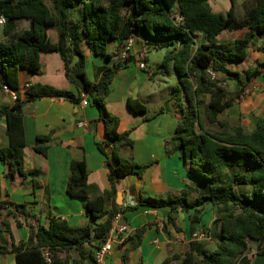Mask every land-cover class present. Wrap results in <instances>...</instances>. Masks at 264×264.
Returning <instances> with one entry per match:
<instances>
[{
    "label": "trees",
    "instance_id": "16d2710c",
    "mask_svg": "<svg viewBox=\"0 0 264 264\" xmlns=\"http://www.w3.org/2000/svg\"><path fill=\"white\" fill-rule=\"evenodd\" d=\"M211 0H0V17L5 23L28 21L26 29L0 40V74L2 89L6 87L16 95L13 104L5 108L1 116L5 122L8 146L0 148V167L5 166V178L13 180L23 172L24 132L22 107L42 98H62L79 102L81 94H87L99 113L104 128V140L97 149L104 157L110 190L100 193L88 184L87 169L83 161L69 166L65 192L70 198L85 200V210L91 221L102 217L95 226L71 227L64 220L51 217L48 226L34 225L28 241L12 247L15 264H69L67 254L75 252L72 264H98L95 252L104 244L112 226L113 215L122 209L114 205L105 211L106 200L115 195V184L129 175H140L145 167L120 157L119 151L130 147L128 133H118L119 119L105 109L104 98L109 85L121 67L103 68L96 82L86 76V58L82 52L85 44L95 57L110 61V43L122 45L134 31L158 41H178L164 56L172 62L178 78L172 97L177 102L183 98L185 107L180 109L174 138L179 141L180 152L188 173L199 181V194L166 198H142L139 206L154 209L168 208L170 212H200L210 206L219 224L218 243L205 250L201 243L189 242L180 264H252L247 254L252 247L256 256H264V117L259 119L251 132L239 125L230 126L219 116L240 98L244 83L238 72L228 64H237L246 57L249 42L255 36L264 35V0H252L241 16L234 10L235 0L224 13H214ZM176 8L182 17V26L172 23ZM246 29L241 39L223 43L219 40L225 32ZM56 30L57 42H51L49 31ZM202 34L203 43L196 41ZM177 43V42H176ZM264 51V48L262 49ZM57 53L65 66V77L76 95L57 90L49 85L33 84L17 96L19 75H35L41 68L42 56ZM264 68V63L258 64ZM221 75L238 84V90L230 94L209 74ZM259 74L258 69L245 73V79ZM208 97V101L204 99ZM128 108L144 114L145 107L136 100L128 101ZM215 125L220 132L209 133L204 124ZM48 139L42 137L33 145L35 152L44 154L41 147ZM105 146L111 153H105ZM137 205V206H138ZM8 203L0 201V217ZM136 206V207H137ZM135 207V208H136ZM24 214L16 206L6 214ZM171 220V219H170ZM145 232L140 228L134 233L131 247H137ZM62 257V258H61ZM179 259L172 255L160 264H170Z\"/></svg>",
    "mask_w": 264,
    "mask_h": 264
},
{
    "label": "crops",
    "instance_id": "0c3cea01",
    "mask_svg": "<svg viewBox=\"0 0 264 264\" xmlns=\"http://www.w3.org/2000/svg\"><path fill=\"white\" fill-rule=\"evenodd\" d=\"M251 1L235 0L236 15L241 16ZM209 5L212 12L222 14L230 7L229 0H211ZM173 12L178 11L174 8ZM17 22L0 24V40H6L11 34L20 32L16 29ZM22 22L24 30L28 21ZM247 32L246 29L225 32L219 40L230 43L243 38ZM132 35L135 39L133 54L137 50L146 52L147 43L154 46H167L171 43L149 39L140 31H134ZM49 36L51 42H57L56 30L49 31ZM196 41L203 43V35L198 34ZM173 42L179 44L176 40ZM122 47L117 40L110 43L107 50L113 54ZM81 48H84L83 44ZM263 48L264 35L255 36L249 42L245 59L237 64H228L231 70L241 75L244 83L242 91L247 90V95L238 99L218 117L219 120H227L233 116L237 121L235 125H239L247 133L264 117V68L257 67L264 63ZM84 56L86 76L91 82L98 80L103 68L113 66L111 61L95 57L89 49L84 52ZM119 67L121 68L112 79L105 95V109L119 119L118 133H128L132 141L130 147L119 151L120 157L145 169L140 175L129 174L118 180L115 184V195L106 200L104 210L110 211L114 205L122 209V205L130 199L138 205L142 198L175 197L183 193L190 198L198 196L199 181L188 173L179 141L174 138L180 119L179 105L184 108L185 102L181 101L183 99L180 102L173 99L172 91L168 93L164 85L158 84L155 78L159 75L148 72L146 65L145 69L140 70L137 63L129 58ZM256 68L259 74L245 79V73ZM223 78L229 85L227 91L230 94L235 93L239 88L237 82L224 76ZM159 82L164 83L160 79ZM36 83L76 95L75 89L65 77V66L61 57L54 52L42 56L41 68L37 74L19 75L17 96L20 100L24 99L26 86ZM86 99L85 106L81 104L80 96L79 102L62 98H42L22 107L25 144L22 167L27 175H15L13 180H8L5 178V166L0 167V201L8 203L0 217V264H15L12 247L25 244L35 224L46 228L51 217L64 220L71 227L95 226L104 220L102 217L91 221L85 210V200L70 198L65 192L69 166L74 161L85 163L88 184L95 186L100 193L110 190L104 157L97 149V144L104 140L103 124L98 120V110L87 94ZM129 100L143 104L145 113L137 114L128 108ZM13 102L11 94L2 89L0 74V148L8 146L1 113ZM42 137L48 139L41 145L45 149L44 154L33 150L36 140ZM105 153L110 155V147L105 146ZM16 206L21 207L24 214H6L8 211L13 212ZM122 213V218L130 225L132 233L127 239L114 245L111 252L103 256L100 264H160L163 259L172 255L179 256V259L170 264H180L186 246L191 242V234L202 229L210 231V239L201 243L205 250L214 248H209L213 243L212 236L215 244L218 243L219 224L215 221L216 216L210 206H205L200 212L190 210L185 213L138 205L133 209H125ZM140 228H145L142 240L137 247L132 248V238Z\"/></svg>",
    "mask_w": 264,
    "mask_h": 264
},
{
    "label": "built area",
    "instance_id": "2783aa9c",
    "mask_svg": "<svg viewBox=\"0 0 264 264\" xmlns=\"http://www.w3.org/2000/svg\"><path fill=\"white\" fill-rule=\"evenodd\" d=\"M172 23L176 27L182 26V17L178 14V12H173L171 15ZM0 24H5V19L0 17ZM135 39L133 37H129L123 44V47L113 53V57L110 60L112 65L114 66H122L129 58H132L136 63L137 67L140 70L145 69V59L146 52L143 50H137L134 54L132 51L134 50ZM212 79L215 78V75L212 72H209ZM28 88V86H26ZM3 90L7 93L11 94L13 100H15V94L9 91L6 87H3ZM247 95V90L243 91L242 96L245 97ZM81 104L83 106L87 105V99L85 94H81ZM137 206V203L133 200H128L126 203L122 205V211L125 209H133ZM123 213L121 211L116 212L112 218V226L109 230L107 237L105 239L104 244L101 246L100 250L96 251L95 259L98 264L101 263L104 255H107L111 252L114 245L119 244L123 240L127 239L132 231L130 225L127 224L122 218ZM210 239V231L209 229H202L195 231L191 234V242L202 243ZM257 252L249 253L247 256L249 258L253 257L254 259ZM251 259V260H252Z\"/></svg>",
    "mask_w": 264,
    "mask_h": 264
},
{
    "label": "rangeland",
    "instance_id": "374dc122",
    "mask_svg": "<svg viewBox=\"0 0 264 264\" xmlns=\"http://www.w3.org/2000/svg\"><path fill=\"white\" fill-rule=\"evenodd\" d=\"M17 30L21 31L23 28V22L22 21H18L17 22ZM175 46L173 47V45L169 44V45H151L150 43L145 44V50H146V59H145V65L147 68L148 72H153L154 75H159L156 76L155 81L161 85H164V87H166L167 92L170 93L172 91V88L175 86H178L179 84L177 83V75L175 73L174 67H173V63L172 62H166L164 60V56L167 52H170V50H172L173 48L175 49V47H180V44L175 43ZM179 45V46H178ZM84 48H82V52L84 54L85 51H87L88 47L83 44ZM159 79L161 81H164V83L159 82ZM214 82H219L221 83L222 86H224L226 89L229 88V85L227 83H225V79L223 78V76H219L216 75L214 79H212ZM163 89V88H162ZM243 91H241L240 93V98L239 99H243L244 97L242 96ZM183 99V98H181ZM205 101H208V97H206L204 99ZM184 101V100H181ZM226 122L228 125L230 126H234L235 124H237L236 119L232 116V117H228V119L226 120H221ZM204 129L209 132V133H216V132H220L224 129H220L219 127L215 126V125H208V124H204ZM217 230V229H216ZM212 245L209 246V248L215 247V241H214V237L212 236ZM256 252V248L252 247L251 250L249 251V253H254ZM248 253V254H249ZM74 256H76L75 252H70L69 254H67V261L68 262H72L74 260H76V258H74ZM250 263L253 264L254 259H252L253 257L249 258L250 256H247ZM252 259V260H251Z\"/></svg>",
    "mask_w": 264,
    "mask_h": 264
},
{
    "label": "water",
    "instance_id": "95a60500",
    "mask_svg": "<svg viewBox=\"0 0 264 264\" xmlns=\"http://www.w3.org/2000/svg\"><path fill=\"white\" fill-rule=\"evenodd\" d=\"M253 264H264V256H257Z\"/></svg>",
    "mask_w": 264,
    "mask_h": 264
}]
</instances>
